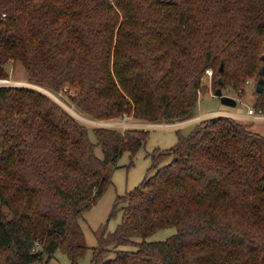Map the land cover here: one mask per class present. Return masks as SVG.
<instances>
[{
    "label": "trees",
    "instance_id": "16d2710c",
    "mask_svg": "<svg viewBox=\"0 0 264 264\" xmlns=\"http://www.w3.org/2000/svg\"><path fill=\"white\" fill-rule=\"evenodd\" d=\"M263 56L264 0H0V78L19 60L97 120L191 118L208 68L242 93ZM258 98L264 112V87ZM0 126V264H49L58 250L78 264L90 248L80 218L150 131L96 127L94 142L56 100L14 86H0ZM152 160L117 198V228L97 230L92 264H264V135L216 116Z\"/></svg>",
    "mask_w": 264,
    "mask_h": 264
},
{
    "label": "rangeland",
    "instance_id": "374dc122",
    "mask_svg": "<svg viewBox=\"0 0 264 264\" xmlns=\"http://www.w3.org/2000/svg\"><path fill=\"white\" fill-rule=\"evenodd\" d=\"M176 1L179 2L180 0ZM3 67L7 70L9 76L7 78H0V86L28 87L40 90L56 100L78 120L86 124L90 129V138L94 142H97L96 134L93 131L96 127H109L119 130L140 128L148 129L150 131L146 142L136 154L133 155V157L129 152H125L121 158H119L117 165L109 167L112 179L110 186L99 199L98 203L85 212L80 218V225L85 234L87 245L90 248L80 258L78 264H92L94 248L99 246L97 230L103 224H107V232H112L117 228L122 220L123 212L120 209L124 203L121 202L114 206L115 202L119 196L125 195L127 192L135 189L142 182L147 174L148 168L153 163L152 154L155 149H169L175 146L178 143L180 133L187 135L197 124L202 123V120L216 117L213 115L201 116L200 114L211 113L217 109L229 110L235 113H247L250 107L256 106V101L259 99V92L257 91L258 80L257 78H250L244 84V91L242 93L234 90L232 86L227 85L223 88L224 94L233 96L237 99V105L234 107L224 105L221 103L220 98L215 95V89L217 87L213 78H209L205 72L203 76L204 87L199 91V100L195 109V115L191 118L175 121L164 120L162 122H149L146 120L138 121L135 117L133 118L132 114H125L122 117L110 120H97L80 111L72 102L69 94L65 91L66 89L53 90L47 86L29 81L28 71L21 61H13L11 59L8 63L4 64ZM234 118L239 120L249 131L264 135V118L244 119L239 116ZM177 122H181V125H172V123ZM1 152L2 144L0 137V154ZM96 153L100 157L104 156L101 146L98 145L96 147ZM165 163H167V161L161 162L160 165ZM113 210L117 212L116 215L111 216ZM176 232L177 229L174 227L162 229L152 235L149 239L164 240L174 235ZM119 248L129 250L135 249L134 246L129 245H122L119 246ZM113 255V253H109V256ZM70 262L69 257L62 250H58L55 253L54 258L50 260L49 264H70ZM32 264H43V262L41 263L38 261Z\"/></svg>",
    "mask_w": 264,
    "mask_h": 264
},
{
    "label": "water",
    "instance_id": "95a60500",
    "mask_svg": "<svg viewBox=\"0 0 264 264\" xmlns=\"http://www.w3.org/2000/svg\"><path fill=\"white\" fill-rule=\"evenodd\" d=\"M259 74L260 77L258 79L257 91L260 93L263 92V87H264V66L261 67ZM223 82H224L223 77L220 76L219 83L223 84ZM215 95L220 98L221 103L224 105L232 106V107L237 105V99L234 98L233 96L224 94L222 87H218L215 90Z\"/></svg>",
    "mask_w": 264,
    "mask_h": 264
},
{
    "label": "crops",
    "instance_id": "0c3cea01",
    "mask_svg": "<svg viewBox=\"0 0 264 264\" xmlns=\"http://www.w3.org/2000/svg\"><path fill=\"white\" fill-rule=\"evenodd\" d=\"M201 116H231V117H241V118H244V119H248V118H254L253 115H250L248 112L247 113H240V112H233V111H229V110H224V109H217L216 111H213L211 113H203V114H200ZM134 118V117H133ZM137 119V118H136ZM255 119V118H254ZM138 121L141 120V119H137Z\"/></svg>",
    "mask_w": 264,
    "mask_h": 264
},
{
    "label": "built area",
    "instance_id": "2783aa9c",
    "mask_svg": "<svg viewBox=\"0 0 264 264\" xmlns=\"http://www.w3.org/2000/svg\"><path fill=\"white\" fill-rule=\"evenodd\" d=\"M206 75L209 77V78H213L214 76V70L212 68H208L206 70ZM248 113L250 115H253L255 119H263L264 118V112L262 111H257L256 108L254 106L250 107L248 109ZM178 125L180 124L181 125V122H177V123H172V125ZM184 124V123H183Z\"/></svg>",
    "mask_w": 264,
    "mask_h": 264
}]
</instances>
